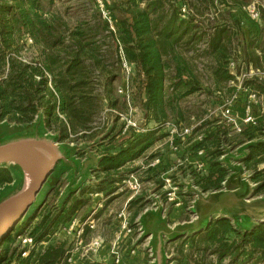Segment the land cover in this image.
<instances>
[{"label":"rangeland","instance_id":"374dc122","mask_svg":"<svg viewBox=\"0 0 264 264\" xmlns=\"http://www.w3.org/2000/svg\"><path fill=\"white\" fill-rule=\"evenodd\" d=\"M108 1L114 26H107L104 23L93 0H39V5L42 8V11L39 12L41 18L49 26L56 27L54 37L49 38L48 42L51 44L59 40L53 49H46V45L44 44L45 39L40 41V45L46 49L51 72L46 71V69L38 65V51L33 40L29 37L20 41L18 45H14L13 49L4 51L6 58H15L19 62L29 65V72L35 66H39L48 80L47 87L52 92H54V89L52 88L51 80H70V82L66 83L70 84V86H74L75 80L76 82L81 80L83 84L77 95L83 96L87 108L91 112V120L88 124L90 129L86 131L85 137H82L83 133L77 130V133H68V139L62 142L56 139L59 134V124L52 123L51 129L45 128L44 115L41 110H39L33 123L30 125H17V123L9 120V118L0 120V144L20 138L47 137L53 139L58 144L62 151L66 153L69 160L68 165L59 164L50 175L46 184L37 195V208L38 204L45 198L47 189L52 186L53 194L50 197L51 200L48 203V207H45L46 210L48 208L56 210L60 206L59 204L62 199L66 196L69 199L72 197L82 198L87 202L85 207L79 208L77 211V219L88 216L91 212L90 207H93L94 210L98 209V205H95L94 199H105L106 203L101 209V220L111 221L120 212H124L132 223L134 221V213L139 208L132 203L138 199H143L145 207L142 209V212L152 210L155 205H158L162 208V215L165 216L164 219L166 218L167 220L170 212L174 210L172 212L173 215L186 213L183 223H188L194 220L195 217L189 211L197 200L194 192H201L204 198L209 194L217 192H203L195 184L197 180L195 176H206L210 162L213 160L226 169L228 174L224 181L229 178L231 179L232 176L237 178L240 175L246 176L248 184L254 188L253 196L247 202L264 201V192L256 194L255 191L259 183L254 182L252 179L255 172L264 168V163L254 166L253 162H251L250 167L245 165L250 146L264 142V91L257 88V86L264 88V79L253 77L241 81L243 86H249L258 93L254 113L259 116L256 128L261 127L259 128V132H254V134H257L255 139L239 143L237 136L240 134L233 130V125L229 121V118L234 119L236 115H240L242 105L247 100L246 95L240 93L235 86V80L230 74L234 70L231 71L229 69V64L233 62L236 73H244L248 70L246 63L237 59L239 56L237 45L242 41L240 37L234 41L230 48V58L225 68L229 78L222 82H216L212 75L214 64L203 53L207 49L206 43H199L196 46L195 52L190 51L186 53V51H183L182 56L186 61H190L192 75L199 84V90L190 96L182 98L178 104L177 117L172 113L169 114L168 119L161 122L159 130H157L156 123L147 121L141 111L140 105L143 96L140 94L137 85L138 81L134 64L130 60L131 55L126 52V46L122 41L123 35L128 38L129 14L120 5L119 8L114 5L120 3L126 4L129 0ZM137 2L139 3L138 8L144 7V0H137ZM252 3H256L260 10V21L257 24L261 26L260 29L262 31L260 39L254 42L255 46H259L255 50V55L261 62L253 68L262 69L264 68V0H215L213 4L216 9L215 15L214 11H211V13L204 12L203 14H199L198 11L196 18L204 26H207L210 24L209 21L213 20H216L218 23L224 21L229 25H232L233 21L237 20L242 32L243 26H246L248 20L250 21L244 8ZM237 9L238 12H233ZM193 14L192 9L181 4V19H186ZM247 39H250V37H247ZM16 48H18L17 51H15ZM76 51H78L77 58L79 63L76 64L77 67L72 68L69 76L67 70L72 65L71 58ZM124 61L129 63L131 67V76L128 77L129 84L126 92V95L129 96L128 100L123 95L124 90L122 93H119L127 80L125 70L123 69ZM8 71V65L0 66V80H5ZM172 75L170 73L169 77H172ZM34 78L36 80L39 79L36 76ZM170 83V81H167L166 86L168 87ZM54 94L56 95L55 92ZM226 108H230L231 110L229 118L224 115ZM57 117L61 122L68 124L69 120L64 114L59 112ZM125 117L135 122L138 129L143 132H136L132 128H126ZM185 129H188L189 132L182 140L183 130ZM210 129H213L215 132L218 129L226 131L224 135L222 133L217 135L219 142L217 146H212L210 141H205L206 133ZM153 130H157L158 132L155 143L139 158L125 165L119 171L123 173L124 179H127L130 175L139 179L140 189L138 192H132L125 188L124 185H121L123 181L116 184L117 189L114 193L117 192V195L113 196L111 194V197H106L104 194L94 197L95 193L81 197L78 194L79 192L76 193L75 191L68 190L70 184L85 189L100 182L103 175L100 174V178L97 177L96 163H98L104 149L116 147L115 142H120L130 132L140 135ZM172 130H174L173 133H171ZM215 151H219L221 154L214 159V155L212 154ZM96 156L99 157L97 161L95 159ZM5 168L13 171L15 183L10 185V189L5 193L4 197L14 193L22 185L21 177L16 169L11 166ZM68 170L69 172H67ZM74 172L76 175L73 177ZM65 173L67 176L64 175ZM113 178H117V176ZM237 178L233 180L236 181ZM223 182L221 183V189L218 191L223 189ZM66 184L68 186L63 193L62 191ZM58 189L61 190L63 196H59ZM69 192L71 193L68 196ZM3 198L0 196V200ZM233 200L235 199L226 196L225 199L221 201L215 200V202L226 204L225 206L228 207L232 204ZM100 203L102 204V202ZM35 209L36 207H31L21 222L11 232L13 239V243L10 245L11 249L17 248L21 250L22 244L19 237H28L32 225H27L26 223L32 216H37L38 209L34 213ZM88 209L90 210L89 212ZM211 212H217V210ZM219 212L223 213L224 211ZM216 219H219V216L213 215L212 220ZM167 221L170 228L175 226L171 220ZM254 225H257V223L252 221L247 228ZM189 237H192V235L184 238ZM53 238L64 242L65 251L69 249L70 245L67 240L58 238L57 236ZM182 240L180 238L168 243L164 239V250L168 258L167 264H196L193 258H197V255L191 249L190 244L186 243L181 251ZM1 244L2 240L0 248ZM185 254H188L189 257L191 254L192 259L190 261L188 258L186 259L184 257ZM206 263L216 264L215 257L211 255L207 256ZM226 263L227 261H224L222 264Z\"/></svg>","mask_w":264,"mask_h":264},{"label":"trees","instance_id":"16d2710c","mask_svg":"<svg viewBox=\"0 0 264 264\" xmlns=\"http://www.w3.org/2000/svg\"><path fill=\"white\" fill-rule=\"evenodd\" d=\"M144 1L145 5L141 9L138 8L137 0L114 5L117 8L120 5L129 14L128 38L123 35L122 41L126 46V52L131 55L130 60L134 64L137 85L143 96L141 111L147 121L156 123L157 130L161 122L168 119L169 114L172 113L177 117L178 104L182 98L199 90V84L192 75L190 61H186L182 56L183 51L195 52L199 43H206L207 49L203 53L214 64L212 75L216 82L226 81L229 78L225 68L230 58V48L239 37L242 41L237 45L239 55L237 59L245 62L246 67H256L261 62L255 55V50L259 46H255L254 43L260 39L261 29L255 38L247 39L243 36L237 20H234L232 25L224 21L218 23L216 20H208L210 24L207 26L197 21L198 11L199 14L211 13V11L216 14L213 5L215 0ZM181 4L192 9L194 14L181 19ZM41 11L39 0H0V66L6 64L9 67L5 80H0V120L9 118L17 125H30L41 110L45 128L51 129L52 123L59 124L57 141L66 140L68 133H77L79 130L83 133L82 137H85L86 131L90 129L88 124L91 120V112L83 96L77 95L83 83L81 80L76 82L75 79L70 78L75 80L74 86H70L66 84L70 80H51L55 95L48 89V80L40 69L42 67L51 72L46 49L55 48L59 42L55 39L56 42L49 44L48 39L54 37L56 27L49 26L41 18L39 14ZM26 37L33 40L38 51L37 63L40 65L32 68L31 72L28 70L29 65L15 58H6L4 53L13 49ZM42 39H45L46 49L40 45ZM77 53L78 51L73 53L72 65L68 70L66 69L69 76L72 68L77 67L76 64L79 63ZM170 73L173 74L172 77H169ZM34 76L39 79L36 80ZM167 81L171 82L168 87ZM257 88L264 91L263 87L257 86ZM59 112L66 116L69 120L68 124L59 120L57 117ZM259 128H246L237 136L238 142L255 139L257 134L254 132H259ZM157 130L140 135L130 132L120 142H115L116 147L104 149L96 168L97 177L100 178L99 175L102 174V179L92 187L82 188L78 194L81 197L89 196L91 193H101L104 196L113 194L117 189L116 184L124 179L123 173L119 171L139 158L155 143ZM220 133L224 135L226 131L208 130L205 141L217 146L219 144L217 135ZM220 154L219 151H215L212 155L215 159ZM251 162L254 166L264 163V142L250 146L245 165L250 167ZM227 174L226 169L213 160L210 162L206 176H195L197 179L195 184L203 192L218 191ZM13 176L11 169L0 167L1 198L10 189V185L15 183ZM114 176L117 178H113ZM252 179L259 183L256 194L264 192V168L255 172ZM86 202L82 198L72 197L67 198L56 210L51 208L46 210L48 203L36 208L34 213L38 209L37 216H32L26 224L32 225L28 237L32 238L37 249L30 251L26 258H22L21 250L11 249L13 239L9 233L2 240L0 264H65L64 242L55 240L54 234L76 215L79 208L85 207ZM132 204L139 207L134 213L133 219H135L142 212L145 204L143 199H138ZM41 243L45 245L42 246ZM186 243L190 244L197 255V258H193L196 264H207L206 259L210 255L215 257L216 264H222L224 261H227L226 264H264V224H257L246 232H240L233 227L231 221L219 218L212 220L201 233L184 238L180 246L181 251ZM184 257L189 261L192 259L191 254L190 257L188 254Z\"/></svg>","mask_w":264,"mask_h":264},{"label":"water","instance_id":"95a60500","mask_svg":"<svg viewBox=\"0 0 264 264\" xmlns=\"http://www.w3.org/2000/svg\"><path fill=\"white\" fill-rule=\"evenodd\" d=\"M68 165L66 153L58 146V144L47 137L20 138L0 144V167L11 166L19 173L22 185L21 187L0 200V242L13 231V229L21 222L31 207H36V198L43 186L46 184L50 175L55 171L59 164ZM226 179L223 182V189L213 194L203 197L201 192H194L197 200L193 203L190 213L193 214L194 220L188 223H182L170 228L166 218H162L165 229L160 235V244L158 249H154L153 235L148 233L142 223V216L138 217V223L141 227V239H148V249L151 252V264H167L168 258L164 250V239L167 242H173L186 236H194L205 230L212 220L213 215L219 216L231 221L235 229L240 232H246L252 227L246 223L243 215L237 212H211L201 217L198 212V205L209 198L227 193H234L242 205H251L247 202L252 198L254 188L250 186L246 180V176ZM26 181V183H25ZM241 181V182H240ZM242 188H246L243 189ZM259 202V201H257ZM263 202L264 201H261ZM250 203V204H249ZM158 213L162 216V208L155 205L154 209L146 210L145 214ZM257 224H264V218H256Z\"/></svg>","mask_w":264,"mask_h":264},{"label":"built area","instance_id":"2783aa9c","mask_svg":"<svg viewBox=\"0 0 264 264\" xmlns=\"http://www.w3.org/2000/svg\"><path fill=\"white\" fill-rule=\"evenodd\" d=\"M96 9L98 10L101 19L104 21L107 26H114L112 21L111 13L109 11V1L108 0H93ZM247 16L250 18L251 21L258 22L260 21V10L256 3H252L244 8ZM123 69L125 70L127 80L125 81V86L119 93H122L124 90V96H126L127 100L129 98L126 95L127 88H128V77L131 76V67L129 63L126 61L123 62ZM229 69L233 71L230 74L233 76L235 80V86L240 93L246 95L247 100H245L244 104L242 105V109L240 110V115H236V117L229 118L231 115L230 108H226L224 110V115L229 118V121L233 125V130L241 134L244 131V128H256L258 124V115L254 113V108L257 102V95L258 93L251 89L249 86H243L241 81L250 78H258L264 79V68L257 69L253 67H248V70L244 73H236L235 72V64L231 62L229 64ZM127 84V86H126ZM125 127L132 128L136 132H141L142 130L138 129L137 124L132 120L126 119L125 117ZM143 132V131H142ZM174 130L171 131L173 133ZM189 130H183L182 140L184 139L186 134H188ZM122 184L125 188L132 192H138L140 189V182L139 179L133 175H130L127 179L122 180ZM67 185V184H66ZM65 185V186H66ZM59 195H62L61 190L58 189ZM92 196V195H90ZM99 195L94 194V197ZM101 205V204H100ZM99 205V206H100ZM96 209H92L90 214L85 217L84 220H80L72 218L69 222H67L62 228H60L54 236L58 238H62L68 241L70 245L69 249L65 251L63 262L65 264H82L87 260H91L93 257L97 256L98 252L104 245V238L99 232L98 228V219L96 218ZM119 220L118 224V231L116 237L112 244L110 245V255L113 258L114 264H127L122 263L125 257H135L137 255V249L144 250L150 261L151 259V252L148 249V239H143V241L138 244V241L141 240V227L138 223V219L136 218L132 223L129 221L127 216L124 212H120L117 216ZM90 232L91 235L89 236L88 240H85V234ZM21 239V257L26 258L30 251L36 250V244L33 242L32 238L30 237H19ZM42 246L45 243H41ZM130 245V247H128ZM133 247V248H131Z\"/></svg>","mask_w":264,"mask_h":264},{"label":"crops","instance_id":"0c3cea01","mask_svg":"<svg viewBox=\"0 0 264 264\" xmlns=\"http://www.w3.org/2000/svg\"><path fill=\"white\" fill-rule=\"evenodd\" d=\"M233 12H235V13L238 12V9L234 10ZM256 24H257V22H253L251 20L250 21L248 20V23L246 24V26H243L242 33L244 34L245 38H247V37L253 38V37H256V35H258L260 33V27L261 26H255ZM95 159L97 161L99 159V157L96 156ZM96 164H98V163H96ZM69 170H71V169H69ZM69 170L67 172H69ZM64 175L67 176L66 173ZM75 175H76V173L74 172L73 177ZM67 186L68 185H66L64 190L62 191L63 193L66 191ZM51 187L52 186H50L47 189V193L45 195V198L43 199V201L40 204H38V207H42L45 203L50 202V200H51L50 197H52L51 195L53 194V188H51ZM73 188H75V189H73ZM81 189H82L81 187H75L73 184H70V187L68 188V190L75 191L76 193L79 192ZM54 193H55V191H54ZM70 193L71 192L68 193V196L70 195ZM58 194H59V192H58ZM95 194L100 195L101 193H95ZM114 195L116 196L117 192L113 193V196ZM59 196L61 197L63 195H59ZM226 196L228 198L235 199L232 201V204L230 206L226 207L225 206L226 204L225 205L224 204H218L217 202H215V200L221 201L222 199H225ZM106 197H111V195L106 196ZM66 199H67V196L64 199H62V201L60 202L59 205L62 206V204L66 201ZM113 199H115V198H113ZM60 200H61V198H60ZM94 201H95V205L96 206L98 205V209H96V211H97L96 212V218L98 219L99 232L104 238V245L101 248V250L98 252L97 256L93 257L91 260H87V261L83 262L82 264H84L86 262L98 263V264H114L113 258L110 255V245L112 244V242L114 241V239L116 237V234L118 231L119 220L117 219L116 216L111 221L101 220V217H102L101 216V213H102L101 209L105 205L106 201H105V199H103V200H99V199L95 200L94 199ZM100 202H102V204ZM250 203H251V205L244 206L241 204V202L236 197V195H234V194H220V195L213 196V197L209 198L207 201H203L202 203H200L198 205V212H199L201 217L208 215L213 210L224 211V212H225V210H227V212H237L238 215L245 216L247 225L248 224L250 225V223L252 221H254V219H256V218H264V203L263 202H251V201H250ZM36 208H37V206H36ZM92 209H94V208L90 207V210H92ZM90 210L88 209V212ZM172 212H170L167 220H171L173 222V225L182 224L184 222V219L186 218L185 217L186 213L183 212L180 215L179 214L173 215ZM139 216H142V223H143L146 231L153 235L154 249L155 250L158 249L159 244H160V235L163 232V230L165 229V226L162 222V218H164L165 216H163V215L161 216L160 214L155 213V212L145 214V211L140 212L136 218L138 219ZM75 217H77V216L75 215L73 218H75ZM84 219L85 218H80V220H84ZM109 231H110V233H109ZM107 232L110 235H108ZM90 235H91V233L86 231L85 240H88ZM182 239H184V237L181 238V240ZM142 241H143V239L138 241V244H140ZM128 247H130V245H128ZM140 247L141 246H139V249H137V255L135 257H133V258L132 257H130V258L125 257L123 259L122 263L151 264L150 258L148 257V255L146 254V252L144 250L140 249ZM131 248H133V247H131Z\"/></svg>","mask_w":264,"mask_h":264},{"label":"bare ground","instance_id":"6f19581e","mask_svg":"<svg viewBox=\"0 0 264 264\" xmlns=\"http://www.w3.org/2000/svg\"><path fill=\"white\" fill-rule=\"evenodd\" d=\"M25 183H26V181H25Z\"/></svg>","mask_w":264,"mask_h":264}]
</instances>
